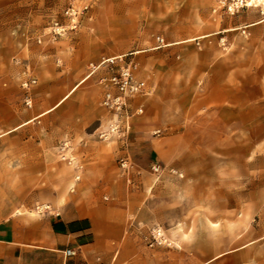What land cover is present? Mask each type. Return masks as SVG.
Wrapping results in <instances>:
<instances>
[{"label": "crops", "instance_id": "0c3cea01", "mask_svg": "<svg viewBox=\"0 0 264 264\" xmlns=\"http://www.w3.org/2000/svg\"><path fill=\"white\" fill-rule=\"evenodd\" d=\"M101 1L103 13H89L79 30L52 39L43 24L49 15L48 0H0V148L7 144L11 151L8 135L21 138L34 129L41 135L39 148H63L72 164L82 167L67 177L49 176L56 189H47L45 210L16 208L11 191L5 194L0 189V264H207V238L195 243L198 252L193 257L187 241L177 251L173 245L153 243L149 233L157 227L174 231L208 227L187 215L191 210L185 207L187 189H199L201 177L208 175L212 187H219L218 194L224 196L218 175L223 173L225 148L235 149L228 158L232 186L225 194L228 203L216 202V211L231 207L233 213L239 212L241 195L247 197L249 210L260 219L242 247L248 246L255 264H264V174L249 175L263 186L241 193L238 117H232L230 127H224L221 114L212 108L205 117H197V110L190 108L191 93L186 103V89L173 87L191 82L186 71L191 62L159 61L150 77L142 59L140 76L150 78L147 90L155 94L132 100V109L142 107L144 115L133 120L126 133L122 129L124 134L108 141L100 140L99 133L107 131L117 116L102 105L106 88L83 85L96 73L90 74L92 65L132 52L162 56L191 37L209 36L211 28L192 17V5L198 2L120 0L117 9L113 0ZM54 10L53 16L57 6ZM232 25L224 23L221 33L231 31ZM216 65L218 69L224 63ZM198 68L201 74L208 65L200 63ZM31 79L37 83L28 108L21 85ZM254 111L248 132L255 134L256 124L264 129V114L256 113L255 103ZM21 144L31 146L28 140ZM126 156L138 170L120 172L118 160Z\"/></svg>", "mask_w": 264, "mask_h": 264}, {"label": "rangeland", "instance_id": "374dc122", "mask_svg": "<svg viewBox=\"0 0 264 264\" xmlns=\"http://www.w3.org/2000/svg\"><path fill=\"white\" fill-rule=\"evenodd\" d=\"M195 1L198 3L192 5V17L198 19V24L211 28L209 36L191 37L189 42L166 49L162 56H156V52L127 53L115 58L114 66L134 61L137 65V79L145 81L149 87L150 78L140 76V70L144 64L142 59L147 61L145 64L149 68L150 77L154 71L152 66H155L159 61L191 62L192 67L186 70L189 73L187 77L191 78V82L173 87L186 89V103L188 93H191L190 108L197 110V117L202 115L205 117L207 111L212 108L215 113L221 114L224 127H230L232 117H238L240 148L237 165L240 174L239 189L243 193L249 188L263 186L262 181L249 180V175L264 174L263 124H256L255 134L248 132V125L251 112H255L254 103L256 113L264 114V0ZM252 1L253 5L247 6ZM48 2L47 12L49 15L46 18V23L43 24L52 39L79 30L89 13L104 12L103 5L99 6L98 4L102 2L101 0H48ZM202 2L203 4H201ZM112 4L113 7L120 8V0H113ZM56 6L58 12L53 16L51 14H54ZM200 17L202 21L199 20ZM226 22H232L233 25L230 27L237 30L221 33V28ZM255 23L258 24L244 27L245 24ZM158 38L161 37H157V41ZM106 61L90 67L91 74L94 67L101 65L95 75L88 78L83 85L103 86L98 77L108 73L105 67L106 63L103 64ZM218 62H223L224 65H220V68L216 69ZM200 63L208 65V69L202 70L201 74V70L198 68ZM34 85L28 93L32 102L30 107L33 105L32 90ZM187 88H189L188 92ZM24 91L26 98L27 92ZM154 94H150L148 90L147 94L137 95L132 100L147 99L153 97ZM183 98L184 96H181V99ZM24 103L26 105V102ZM206 103L207 107H205ZM143 115L144 113L132 119L130 126L133 120ZM116 120L117 118L114 122ZM9 137L11 138V151L7 144L4 146L1 144L0 148V189L5 194H8V190L11 191V205L16 208L29 205L37 211L48 209V203L45 202L48 195L46 191L48 188L52 192L56 189V182L49 180V176L67 177L71 171L82 167L76 163L72 164V160L67 157L66 152H63V148H39L41 135L38 130L33 129L25 137L16 139L10 134L5 140ZM98 138L104 141L99 136ZM24 140L30 141L31 146L22 147L21 143ZM223 151V173L218 176L223 178L224 196L221 198L218 194L219 187L216 189L212 187V180L208 175L201 177L199 189H187L188 201L185 207L186 209L191 207L187 215L193 217L191 219L193 221H205L208 227L177 229L175 231L157 227L150 231L149 239L159 246L173 245L177 251H182L183 242L187 241L190 244L188 251L194 257V254L198 252V246L195 243L201 238H207L209 242L207 264H255L253 254L249 253L248 246L244 248L242 246L249 242L250 237H253V235L250 236V231L253 230L255 220L259 222L260 214L255 215L249 210L247 197L242 195L239 212L233 213L231 207H225L223 213L216 211L217 208L219 209L216 202L222 200L225 204L228 203L226 200L230 197L225 194L232 186L231 174L228 172V167H231V164H228V158H231L233 152L235 153V149L225 148ZM8 153H11L10 163L7 162ZM130 162L132 168L127 172L128 174L139 169L131 160ZM117 165L120 172L126 173L121 167L120 160ZM157 167L159 169V166ZM189 180L191 181V179ZM169 237L179 239L176 243H171L168 241Z\"/></svg>", "mask_w": 264, "mask_h": 264}, {"label": "built area", "instance_id": "2783aa9c", "mask_svg": "<svg viewBox=\"0 0 264 264\" xmlns=\"http://www.w3.org/2000/svg\"><path fill=\"white\" fill-rule=\"evenodd\" d=\"M158 42L162 43L163 40L158 38ZM114 61L115 59H110L103 63H106L105 67L108 74L101 76L99 79L100 83L106 88L102 105L112 110L117 116L116 122L111 124L107 131L99 133V137L104 141H108L114 136H120L129 130L132 119L144 113L142 107L132 109L131 101L133 97L148 92L147 83L138 80L136 77L137 65L134 61L124 62L119 66H114ZM99 67H94L91 74L95 73ZM34 84H36L35 79L22 83L23 89L27 92L25 102L29 107L32 102L28 93ZM122 129H124V133L121 132ZM130 163L128 156L120 159L121 167L126 173L132 168ZM154 169L157 171L158 167L156 166ZM71 254L72 252L68 251V255Z\"/></svg>", "mask_w": 264, "mask_h": 264}, {"label": "bare ground", "instance_id": "6f19581e", "mask_svg": "<svg viewBox=\"0 0 264 264\" xmlns=\"http://www.w3.org/2000/svg\"><path fill=\"white\" fill-rule=\"evenodd\" d=\"M252 5H253V1H252V2H249L247 6H252ZM256 24H258V23H256ZM256 24H251V26H254V25H256ZM238 29H239V28H238ZM232 30H237V29H232ZM189 41H190V40H188V41H186V42H189ZM88 77H89V76H88ZM88 77H87V78H88ZM85 80H86V78H85L84 80H82V81L80 82V84L83 83ZM80 84H79V85H80ZM79 85H78V86H79ZM78 86H76V88H77ZM76 88H74V90H75ZM74 90H73V91H74ZM2 136H3V135H1L0 137H2Z\"/></svg>", "mask_w": 264, "mask_h": 264}]
</instances>
